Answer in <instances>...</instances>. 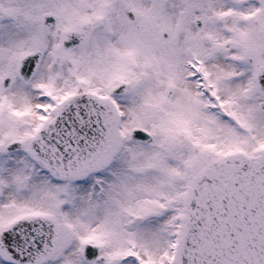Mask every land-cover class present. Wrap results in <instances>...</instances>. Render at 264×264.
Listing matches in <instances>:
<instances>
[{
    "label": "snow or ice",
    "instance_id": "1",
    "mask_svg": "<svg viewBox=\"0 0 264 264\" xmlns=\"http://www.w3.org/2000/svg\"><path fill=\"white\" fill-rule=\"evenodd\" d=\"M0 264H264V0H0Z\"/></svg>",
    "mask_w": 264,
    "mask_h": 264
}]
</instances>
